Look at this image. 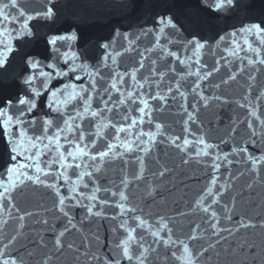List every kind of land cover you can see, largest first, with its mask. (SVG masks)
<instances>
[{"label": "snow or ice", "instance_id": "obj_1", "mask_svg": "<svg viewBox=\"0 0 264 264\" xmlns=\"http://www.w3.org/2000/svg\"><path fill=\"white\" fill-rule=\"evenodd\" d=\"M201 4L210 15L230 10L235 11L247 6L245 0H201ZM12 10H15L18 15H13ZM56 18L57 7L54 0H45L42 8L32 12H28L23 8L19 0H0V93L4 89H15L14 92L0 94V136H2L0 159L3 160V165L0 167V212L11 216V209L19 211V208L14 203L13 194L22 193L27 184L30 183L46 188L53 192L57 201L56 208L68 222L64 232L59 234L62 237L65 232L70 230V227H76L73 223L75 217L71 215L73 208H84L89 215L104 217L103 211L93 212L97 205L91 203L98 199L96 193L102 190L110 192L112 197H119L120 202L116 203L115 207L119 209L120 216L137 211L135 208L127 207L124 203L128 200V196L124 191L115 192L107 188L102 189L100 186L93 188L91 195L78 191L85 176L89 177L92 183H96L94 173L87 169L93 168L95 172H100V167L95 163L97 160L104 161L110 154L111 156H117L118 148H123L126 152H132L134 146H136V141H139L140 144H147L153 142L156 135L162 134L161 129L163 126L160 123L155 124L157 130L155 133L145 132L142 128L138 132H133V129H136L138 125L145 123V116H151L153 108L147 97L158 102L167 103L168 100V95L161 94L159 90L154 94L139 91V95H137V91L144 89L145 84H149V86L155 84L157 89L160 88V82L152 80L150 84V76L148 75H144L138 80L137 74L142 69L147 68L148 73L159 77L160 80H163L168 73H171L173 77L179 76L180 79L175 81V92L184 101H187V94L181 91L182 85L180 81L186 79V77L195 76L196 80L191 92L195 96H199L200 100L204 102V106L207 107L210 98L204 96L202 91L198 92L197 90L201 89V82L209 79L215 72L219 71V68L213 67L208 71H201V69L207 68V65L202 64L199 58V52L205 47V42L197 39L195 35L192 36V39L186 41L184 49L185 53H187V45H191L192 55H186L184 58L178 52L166 50L163 45H160L159 39L165 33V29L170 28L177 33L181 30L188 31L179 17L170 14L157 17L156 23L161 25V27L157 30L156 42L157 46L162 51H165L166 56L173 58V62L179 61L181 66L187 67L188 70L184 74L177 72L173 64H169L166 71H157L156 60L151 61V67L146 66L142 52L139 53L141 59L137 61L138 67L133 68L131 71H119L118 66H113L117 65V56L120 53L110 54L107 51L110 48L109 43L98 45L105 52L95 65L86 62L88 58L86 55L85 61H81L82 54L72 50L71 45L68 44L69 41L79 40V36L75 31L46 36L44 37L45 47L43 49L39 51L29 50L28 45L33 42L34 38L40 39L34 31L36 25L33 24V21L37 23L39 21H54ZM207 22L209 21H201L200 23ZM192 23L197 22L193 21ZM152 31V29L142 30V34L147 35ZM190 35L192 34L190 33ZM237 35L243 39V45L235 39ZM230 36L233 38L231 43L234 46L231 49H227L230 55L235 56L238 51L247 47L259 56L261 48L259 46L254 47L247 37L254 36L257 38L258 45H264V18L259 21L242 24L239 28H234ZM124 38L127 41L124 51H136L133 44L140 39V35L129 39V34L125 33ZM220 39L223 40L224 37H220ZM65 45H67L68 51H61V48ZM145 51H151V49H145ZM48 53L52 54L50 59ZM193 56L197 57L193 63L198 65L194 71L191 64L188 63L192 61ZM110 58L111 64L108 62ZM61 62L64 67L61 66ZM216 63L219 64V61ZM255 63L256 61L248 59V64L254 65ZM259 63L264 65V59L259 60ZM16 68L19 70L17 71ZM105 68L109 70L110 75L102 74ZM126 76L130 77L131 81L134 82L132 87L136 90L127 91L125 95V92L121 90V86L124 85ZM69 77L71 78L69 79ZM85 78L86 83H76V81H82ZM235 79V74H230L228 77V80ZM251 79H254V77H251ZM55 80L65 82L53 87V81ZM228 80H222L221 83L226 84ZM98 81L100 82L99 84ZM215 87L219 88L220 84L215 85ZM112 90L119 94L118 99L113 100ZM173 91L174 89L169 84L167 94H171ZM45 93H47V96L43 102V107L57 113L60 117L59 121H55L50 116L40 117L39 115H32L40 109V98ZM133 97H136V99H133ZM171 98L173 100L177 99L176 96ZM211 99L221 100L222 98L214 96ZM245 99L247 98L245 97ZM137 101L141 105L136 108V111L140 114L139 117L120 112V108L126 106L128 102L137 104ZM94 102L97 105L96 107H93ZM70 106L71 111H68ZM179 107L187 115V120L184 121L185 125H188L189 122L200 124L197 116L198 107L194 105L192 111H189L186 103L180 104ZM239 107L247 108L248 104H239ZM114 109L120 119L125 122L130 121V123H114L112 119L105 115V113H112ZM131 111L130 107L126 108L127 113H131ZM248 114L254 117L261 128L264 129V119L257 114L254 108ZM85 121H88L87 125H85ZM37 123L40 125L38 133L35 131ZM247 127L250 130V138L258 135L252 121L249 120L247 122ZM108 128L113 130L110 138L105 136L104 133V130ZM90 129H94V131H90ZM184 130L190 135L196 136V133L190 127H185ZM232 131L235 132V127H233ZM122 133L125 134V139H121ZM133 135H135L136 140L128 138ZM259 135L264 136V131L259 133ZM142 137H147L148 139L143 140ZM101 139L105 141L103 150L97 149V141ZM180 139L179 136L175 138L169 137L171 143L181 151H185L187 146L193 144L203 145L202 148L197 147L195 149L196 157H211L212 154L209 149L219 148V145L208 143L203 135H200L195 141L185 137L182 144L177 143ZM221 142L224 143L225 141ZM91 149L97 150L92 152ZM140 150L148 152L149 148L144 147ZM238 152L247 153L246 159L251 161L253 171L259 170L257 168L258 164H264V153L256 157L248 153L246 147L233 148L232 153H217L215 155V159L211 164L214 172H219L222 167L219 161L231 164L232 161L228 157ZM85 158L93 163H86ZM184 163H188V161L185 160ZM82 165L83 170H81ZM72 169L77 170L74 181L69 175V170ZM141 169H143L142 160ZM159 174L163 176L164 172ZM139 178L137 176V179ZM218 179V177L214 176L210 181V185H217ZM61 181H63L64 185H69L71 181L68 188L69 195L67 196L61 192ZM123 183L126 187L128 182L124 181ZM83 187L87 188L88 184L84 183ZM219 187L226 191V185L221 184ZM222 195L223 192L214 191V188L209 186L206 190V195L201 196L197 201V206L201 207L205 213H208L211 204H218ZM78 196L87 199L89 203L84 204L83 199H78ZM208 197H212L211 204L205 206L202 202ZM69 200L74 203H66ZM100 204L104 207L111 206L108 199L100 200ZM225 207L227 206L225 205ZM26 215L32 214L26 213ZM211 216L215 218L217 212L211 211ZM19 219L23 221L24 216H20ZM111 219H116V216L111 217ZM133 219L139 221V226L148 227V222L141 219L140 216H133ZM7 223V220H0V230ZM43 223H47V221L45 220ZM127 223V220H125L119 224V228L125 229L127 236L120 239L117 243L118 254L112 260H108L105 257V264H122V261H127L128 264H146L150 251H155L151 245L145 246V243L142 242L144 240L143 236H140L139 240H137L133 235L135 229L126 228ZM241 226L255 227V225H245L243 223H241ZM21 227H23L22 224ZM196 227L199 228V225ZM212 227L215 229L216 224H213ZM161 228L167 229V239L161 236L160 231L157 230L151 232L154 242L162 243L165 247L175 244V241L172 240V229L166 223H162ZM214 234L219 236L220 230ZM196 238L195 235L190 237L193 240ZM15 240V236L11 237L9 243L3 246L4 249L6 250ZM133 243L136 244L135 250L132 247ZM55 244L58 249L64 246L59 238L56 239ZM68 247L72 248L73 245L69 244ZM183 251L185 253V264H196L194 254L188 244H183ZM203 251L206 252L207 249ZM172 256L175 257L176 253L172 252ZM93 259L98 258L94 256ZM0 264H18V261L16 258L8 256L6 251L0 250Z\"/></svg>", "mask_w": 264, "mask_h": 264}, {"label": "water", "instance_id": "obj_2", "mask_svg": "<svg viewBox=\"0 0 264 264\" xmlns=\"http://www.w3.org/2000/svg\"><path fill=\"white\" fill-rule=\"evenodd\" d=\"M45 0H19L20 5L28 12L40 9ZM57 7V18L54 21H33L36 25L34 31L40 39H35L28 45L29 50L39 51L45 47L44 37L49 35L64 34L65 32L75 31L78 41H69L72 50L81 53V61H85V55L88 57L86 62L95 65L99 62V58L104 55L105 50L98 47L103 43H109L110 48L107 50L110 54L120 53L117 56V65L119 71H131L138 67L137 61L141 59L139 53L144 54V63L151 67V61H157V71H166L169 64H173L177 72L184 74L187 67L181 66L179 61L173 62V58L166 56L157 46V30L161 25L156 23L158 16L170 14L179 17L180 21L187 27L188 31L181 30L179 33L172 29H165V33L160 37L159 43L166 50L178 52L182 58L186 55H192V46L187 45L188 51L184 49L186 41L192 39L191 27V0H54ZM13 15H18L12 10ZM15 26V25H12ZM152 29L153 31L147 35L142 34V30ZM129 34V39L140 35V39L136 40L133 47L136 51L125 52L127 41L124 34ZM171 41V42H170ZM151 49V51H145ZM61 51H68L67 45L61 48ZM51 53H48L49 59ZM44 59L43 57H41ZM46 62H48L46 60ZM111 64V58L109 59ZM18 63V61H17ZM191 64L192 61L188 62ZM61 66L64 65L61 62ZM18 71L19 69L16 68ZM102 74L110 75L107 68L103 69ZM150 76V84L152 80L160 82V88L157 89L155 84H145V88L138 90L145 93L154 94L161 91V94L168 95L167 103L158 102L149 98V103L153 108L151 116H145V123L138 125L133 132H138L141 128L145 132L155 133L156 123H160L163 127L162 134H158L153 142L140 144L136 141V146L132 152H126L123 148L117 149V156H110L104 161L97 160L95 163L100 167V172H95L93 168L88 171L94 173L96 183H92L90 178L85 176L83 183L79 186L78 191L91 195L93 188L100 186L102 189L107 188L111 191H124L128 196V200L124 203L129 208H135L134 213H126L119 215V209L115 207L119 203V197H112L110 192L100 191L96 195L98 199L91 203L97 206L93 212L103 211L104 217H96L86 213L84 208H73L71 215L75 217L73 223L75 228L65 232L64 236H60V232H64L68 226L67 219L56 208V197L53 192L39 186L27 184L23 192L14 193V203L19 208L11 209V216L0 212V220H7L8 223L0 230V250L6 251L8 256L16 258L18 264H105V257L112 260L116 257L119 249L116 248L120 239L127 236L125 229L119 228L122 221L127 220L126 228L135 229L133 235L139 240L140 236L144 237L142 242L145 246L151 245L155 251H150L146 264H185V253L183 244L189 245L190 230V208H191V169H192V145L187 146L185 151L176 148L169 137L175 138L179 136L181 139L177 143L182 144L183 139L187 137L192 140V135L185 132V127L192 130V122L188 125L184 124L187 120L186 113L179 107L180 104L186 103L189 111H192V76L181 80V91L186 92L187 101H184L175 92V81L179 80V76L173 77L171 73L165 75L163 80L159 77L142 69L137 74V79L142 76ZM71 77H69L70 79ZM65 81H53V87ZM86 78L76 83H86ZM143 82V81H141ZM100 82L98 81V84ZM133 81L130 77H125V83L121 86V90L125 92L136 90L132 87ZM171 85L174 89L173 93L167 94V87ZM15 89H4L0 94H8L14 92ZM113 100L119 98V94L112 90ZM41 96V107L38 112L32 115L40 117L50 116L55 121H59L60 117L57 113L51 112L43 107L45 97ZM176 96L173 100L171 97ZM105 98H107L105 96ZM136 99V97H133ZM93 103V107H96ZM139 105L128 102L126 106L120 108L121 113L130 114L139 117L136 108ZM132 109L131 113L126 112V108ZM68 111H71V106ZM114 123H130L125 122L116 115L114 109L112 113H105ZM85 125L88 121L84 122ZM35 131H40V125L37 123ZM94 131V129H90ZM112 129L104 130L105 136L110 138ZM125 134H121V139H125ZM136 140L135 135L128 137ZM147 140V137H142ZM87 142V141H85ZM114 143H118L113 141ZM2 143V136H0ZM105 141L103 139L97 141V149L103 150ZM147 147L148 152L140 149ZM97 149H91L95 152ZM139 158V159H138ZM141 160L143 161V169H141ZM187 160L188 163H184ZM86 163H93L85 158ZM3 160L0 159V167ZM83 170V165L82 169ZM76 169L69 170L72 181L76 179ZM164 172L161 176L159 173ZM137 176L140 178L137 179ZM124 181H127L125 187ZM88 184L87 188L83 184ZM71 181L69 182V185ZM69 185L60 182L61 192L69 195ZM84 204L89 201L82 197ZM108 199L111 206L104 207L100 204V200ZM66 203H74L67 201ZM31 213L32 215H26ZM24 216L23 221L19 219ZM116 216V219L111 217ZM133 216H140L141 219L148 222V227L139 226V221L133 219ZM47 223H43V221ZM166 223L172 229V240L175 244L165 247L162 243H155L151 232L160 231L161 236L167 239V229H162L161 224ZM21 224L23 227H21ZM15 236L16 240L10 244L5 250L4 245L9 243L11 237ZM59 238L64 245L57 248L55 241ZM73 247L69 248L68 245ZM136 249V244H132ZM172 252L176 256H172ZM98 259H93V257ZM7 258V257H4ZM122 264H128L122 261Z\"/></svg>", "mask_w": 264, "mask_h": 264}]
</instances>
